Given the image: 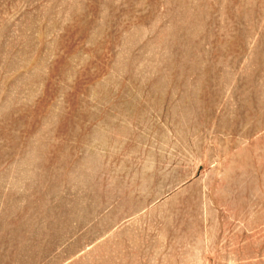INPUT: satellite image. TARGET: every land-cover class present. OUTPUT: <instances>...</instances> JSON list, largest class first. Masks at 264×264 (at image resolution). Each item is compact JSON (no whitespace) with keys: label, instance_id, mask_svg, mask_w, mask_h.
<instances>
[{"label":"rangeland","instance_id":"obj_1","mask_svg":"<svg viewBox=\"0 0 264 264\" xmlns=\"http://www.w3.org/2000/svg\"><path fill=\"white\" fill-rule=\"evenodd\" d=\"M0 264H264V0H0Z\"/></svg>","mask_w":264,"mask_h":264}]
</instances>
